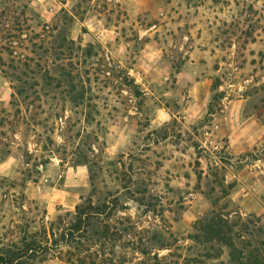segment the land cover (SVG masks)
I'll return each instance as SVG.
<instances>
[{
  "label": "rangeland",
  "instance_id": "rangeland-1",
  "mask_svg": "<svg viewBox=\"0 0 264 264\" xmlns=\"http://www.w3.org/2000/svg\"><path fill=\"white\" fill-rule=\"evenodd\" d=\"M0 59V247L48 242L27 264H229L192 240L223 180L264 224V0H0Z\"/></svg>",
  "mask_w": 264,
  "mask_h": 264
},
{
  "label": "trees",
  "instance_id": "trees-1",
  "mask_svg": "<svg viewBox=\"0 0 264 264\" xmlns=\"http://www.w3.org/2000/svg\"><path fill=\"white\" fill-rule=\"evenodd\" d=\"M2 62V59H0ZM134 87H137L133 84ZM264 88V86H262ZM24 91L18 92L23 96ZM225 98L224 92H216L212 96L208 116L216 115L218 103ZM26 99V97L24 98ZM220 196H210V211L194 225L192 240L201 245H217L228 250L229 264H264V224L260 217L251 215L243 218L240 214L228 212L230 202L222 204L229 196L232 184L225 180L219 182ZM91 201L76 207L74 224L68 228L67 236L70 242L76 241V235L85 231L91 225V220L97 214ZM53 234V233H52ZM44 242L25 233L19 245L0 247V264L34 263L43 249L48 247ZM220 257V256H217Z\"/></svg>",
  "mask_w": 264,
  "mask_h": 264
}]
</instances>
